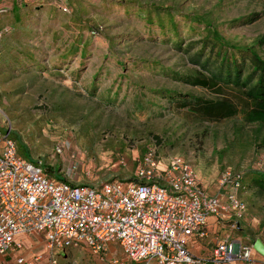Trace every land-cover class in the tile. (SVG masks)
Returning <instances> with one entry per match:
<instances>
[{"label": "rangeland", "instance_id": "1", "mask_svg": "<svg viewBox=\"0 0 264 264\" xmlns=\"http://www.w3.org/2000/svg\"><path fill=\"white\" fill-rule=\"evenodd\" d=\"M51 2H28L33 8L1 41L0 129L19 152L54 181L90 185L134 180L148 148L160 163L188 162L207 192L216 193L224 171L238 173L244 240L264 246V124L242 114L253 55L264 61V0ZM199 74L221 79L202 86L193 83ZM194 97L237 111L208 118ZM29 240L37 246L30 254L41 252ZM115 248L110 254L122 257ZM44 251L36 264H48ZM57 254L55 264H107L83 245Z\"/></svg>", "mask_w": 264, "mask_h": 264}, {"label": "built area", "instance_id": "2", "mask_svg": "<svg viewBox=\"0 0 264 264\" xmlns=\"http://www.w3.org/2000/svg\"><path fill=\"white\" fill-rule=\"evenodd\" d=\"M241 188L240 175L224 171L216 193L207 192L188 162L172 156L160 163L154 148L146 150L132 181H54L40 161L22 157L9 131L0 129V256L22 248L19 236L41 233L48 264L56 263L58 251L79 245L110 264L248 262L252 244L233 233L246 209L237 195ZM222 214L227 230L208 256L189 252L187 239L204 237L208 218ZM110 246L122 257L110 254Z\"/></svg>", "mask_w": 264, "mask_h": 264}, {"label": "crops", "instance_id": "3", "mask_svg": "<svg viewBox=\"0 0 264 264\" xmlns=\"http://www.w3.org/2000/svg\"><path fill=\"white\" fill-rule=\"evenodd\" d=\"M0 1H3V0H0ZM27 1L34 3V2H37L38 0H7V2L5 1L6 3L3 4L5 11L3 13H0V31H2L1 36H0V56L3 55L5 52L4 46L1 42L2 38L4 39L5 37L4 35L10 33L9 31L14 24L19 23L27 15V7H28ZM15 4L18 7L17 9L18 18H16V16L12 13L14 10ZM51 4L55 5V3L53 2H51ZM30 8H33V6L31 7L29 6L28 11L30 10ZM14 141L16 140L14 139ZM16 147H17V142H16ZM17 151L22 157H24V155H22L19 152L18 147H17ZM25 158L33 160L31 156L28 155L27 153H25ZM241 219L242 217L237 221V229H236V231H238L241 234H238L239 236H236V237H239L243 242H247L246 240H244V238L246 239L247 236L242 230L243 227L240 224ZM227 221L228 220H227L226 214H222L219 218L210 216L208 218V222L206 225V235L202 238H188L187 239L186 247L189 250V252H191L192 254L201 256V257H207L210 252V249L215 244L216 240L220 238L221 236H223L224 232L227 230V226H226ZM39 234L34 233V234H26V235L19 236V239L22 242V248L0 256V264H36L37 262H39L42 258V256L39 255V253H44L45 252L44 249L47 250L44 246L43 236L41 239L38 236ZM29 236H34L37 241V244H40L41 247L43 246L41 252H39L38 254L36 253L30 254L31 250L34 248H37V246L36 244H34L32 241L29 240ZM251 244L253 246L254 243H251ZM33 255H39L40 259L36 261L33 260V257H32ZM18 257H22L23 261L20 263L17 262ZM103 258L106 259L107 264H110L106 257H103ZM263 261H264V254L255 250L253 247L251 250V254H250V260L248 262L233 261L231 264H263ZM204 264H211V263L206 261Z\"/></svg>", "mask_w": 264, "mask_h": 264}, {"label": "trees", "instance_id": "4", "mask_svg": "<svg viewBox=\"0 0 264 264\" xmlns=\"http://www.w3.org/2000/svg\"><path fill=\"white\" fill-rule=\"evenodd\" d=\"M220 61H226L227 59L223 56ZM230 61V60H228ZM231 62V61H230ZM256 78L253 84L248 86L244 92L246 97V105L242 110L244 120L248 122H258L264 124V61H262L256 55H253L252 61V72L256 73ZM238 71L233 65V76L232 82H238ZM218 79H221L219 76H215L212 74L211 76H206L204 74H199L197 76H193V83L199 84L202 86L207 85H215ZM222 80H228L227 77L222 78ZM244 84V81L242 85ZM192 104L195 109L201 111L206 117L213 119H221L233 116L237 109L228 101L219 100V101H211V100H200L198 97L191 98ZM188 103V101H185ZM262 177L264 179V172H261ZM241 183V179H240ZM260 186L263 183L259 184Z\"/></svg>", "mask_w": 264, "mask_h": 264}, {"label": "water", "instance_id": "5", "mask_svg": "<svg viewBox=\"0 0 264 264\" xmlns=\"http://www.w3.org/2000/svg\"><path fill=\"white\" fill-rule=\"evenodd\" d=\"M253 247L255 250L261 252L262 254H264V247L262 246V244L259 241H255L253 244Z\"/></svg>", "mask_w": 264, "mask_h": 264}]
</instances>
